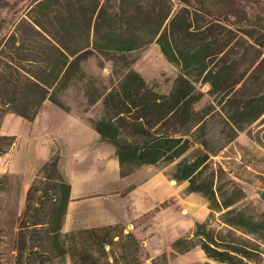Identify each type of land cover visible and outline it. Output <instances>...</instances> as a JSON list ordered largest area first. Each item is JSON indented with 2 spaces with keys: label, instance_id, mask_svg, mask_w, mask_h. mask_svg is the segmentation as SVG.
Instances as JSON below:
<instances>
[{
  "label": "trees",
  "instance_id": "1",
  "mask_svg": "<svg viewBox=\"0 0 264 264\" xmlns=\"http://www.w3.org/2000/svg\"><path fill=\"white\" fill-rule=\"evenodd\" d=\"M239 2L33 0L11 23L0 39V123L7 112L33 119L45 100L67 110L58 91L93 50L122 59L156 42L177 66L168 91L128 69L103 95L105 114L91 123L114 145L120 167L174 162L169 177L185 181L183 192H198L209 209L190 234L149 258L141 237L120 222L62 232L69 183L60 179L61 197L46 204V220L21 232L20 250L40 256L53 245L70 264H168L170 255L198 245L204 264H264V206L244 201L242 186L213 158L264 113V12L251 20L242 9L238 18ZM13 139L0 134V154Z\"/></svg>",
  "mask_w": 264,
  "mask_h": 264
},
{
  "label": "rangeland",
  "instance_id": "2",
  "mask_svg": "<svg viewBox=\"0 0 264 264\" xmlns=\"http://www.w3.org/2000/svg\"><path fill=\"white\" fill-rule=\"evenodd\" d=\"M32 1L0 0V39L9 30L11 23L27 11ZM263 1L240 0L237 4V17L243 19L245 13L241 10L246 9V15L255 20V14L261 15L264 12ZM80 65L82 72L71 76L69 83L58 91V98L68 107L67 110L82 116L90 125L91 120L105 114L103 95L118 85L128 69L136 70L161 92L168 91L177 72V66L163 56L154 41L125 52L122 59L93 50L81 60ZM200 88L205 90L203 86ZM208 97L205 94L199 105ZM55 119L56 115L47 110L31 120L12 112L5 113L1 118L0 134L14 135V139L6 151L0 154V264H18L20 258L25 261L24 264H70L67 255L64 259L56 255L57 250L53 245L52 248L47 246V252L40 249V256L32 251L24 252L18 247L21 232L33 226L32 222L36 218L46 220V204L62 195L58 184L60 179L66 181L61 168L63 145L60 138L52 141ZM263 119L264 113L238 131L235 138L213 158L242 186L244 201L260 200L264 206L256 192L258 188H264ZM123 130L127 134L129 129ZM51 159L56 160L54 167L49 165ZM173 163L159 161L138 166L124 164L121 167L118 164V171L122 180L125 178L130 183H137L138 188H143L149 177H159L165 185L171 179L168 173ZM115 187L121 189L120 186ZM180 193L182 197L185 195L183 190ZM40 200H44L45 204H40ZM67 205L68 202L60 225L62 232L63 226H69ZM149 205L151 207L148 211L136 220L128 221L124 229L127 231L131 229V224L136 225V234L143 240L147 239L149 249L146 243L142 244L147 253L152 254L149 258L161 251H169L173 239L190 234L194 221L204 219L209 212L205 198L198 192L189 193L176 203L173 196L167 195L164 190L161 195L152 196ZM80 209L88 213V216L97 212L92 206H82ZM171 210L182 214L181 225L171 223ZM31 242L38 244V237L35 236ZM206 260L202 249L194 245L170 255L168 264H204ZM209 262L216 264L211 260ZM144 263H148L147 259Z\"/></svg>",
  "mask_w": 264,
  "mask_h": 264
},
{
  "label": "crops",
  "instance_id": "3",
  "mask_svg": "<svg viewBox=\"0 0 264 264\" xmlns=\"http://www.w3.org/2000/svg\"><path fill=\"white\" fill-rule=\"evenodd\" d=\"M44 110L56 115L52 141L60 138L63 145L61 168L69 183V226H63L64 231L115 222L122 223L125 229L128 221L136 220L150 209L149 200L152 196H159L165 190L177 203L179 199L193 193H185L182 197L180 192L186 185L185 181L175 182L170 179L164 185L159 177L146 179L143 188H138L139 184L135 183L132 188L123 191L122 188L130 184V181L125 178L122 180L119 174L114 145L102 140L82 116L48 100L43 102L35 118ZM115 186H120L121 189ZM82 206H92L97 212L88 216V213L80 209ZM171 214V223L181 225L182 214L175 210H171ZM131 226L130 230L136 234V225ZM143 242L149 249L147 239H142Z\"/></svg>",
  "mask_w": 264,
  "mask_h": 264
},
{
  "label": "water",
  "instance_id": "4",
  "mask_svg": "<svg viewBox=\"0 0 264 264\" xmlns=\"http://www.w3.org/2000/svg\"><path fill=\"white\" fill-rule=\"evenodd\" d=\"M256 192L258 193V195L260 196V198H261V199L263 200V202H264V188H258V189L256 190ZM147 262L149 263L150 260L148 259Z\"/></svg>",
  "mask_w": 264,
  "mask_h": 264
}]
</instances>
